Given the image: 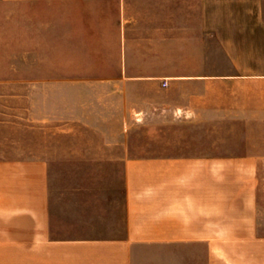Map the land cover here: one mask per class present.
<instances>
[{
	"label": "crops",
	"instance_id": "1",
	"mask_svg": "<svg viewBox=\"0 0 264 264\" xmlns=\"http://www.w3.org/2000/svg\"><path fill=\"white\" fill-rule=\"evenodd\" d=\"M13 13L53 76L114 79L121 123L162 148L123 152L124 234L96 239L53 231L45 159L0 152V264H132L137 245L264 264V0H0Z\"/></svg>",
	"mask_w": 264,
	"mask_h": 264
},
{
	"label": "rangeland",
	"instance_id": "2",
	"mask_svg": "<svg viewBox=\"0 0 264 264\" xmlns=\"http://www.w3.org/2000/svg\"><path fill=\"white\" fill-rule=\"evenodd\" d=\"M18 27V14H0V152L45 159L58 238L122 236L121 155L160 150L161 127L121 123L120 100L108 93L114 79L53 76L65 73L66 63L51 62L48 45L34 46L33 30L19 39ZM231 241L236 260L245 262V239ZM198 256L179 261L160 247L137 245L132 264H204Z\"/></svg>",
	"mask_w": 264,
	"mask_h": 264
},
{
	"label": "built area",
	"instance_id": "3",
	"mask_svg": "<svg viewBox=\"0 0 264 264\" xmlns=\"http://www.w3.org/2000/svg\"><path fill=\"white\" fill-rule=\"evenodd\" d=\"M165 84V83H164Z\"/></svg>",
	"mask_w": 264,
	"mask_h": 264
}]
</instances>
